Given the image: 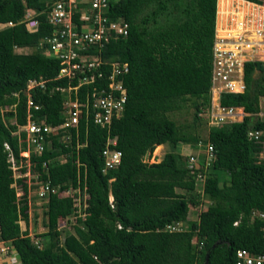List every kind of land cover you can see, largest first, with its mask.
Here are the masks:
<instances>
[{
  "label": "trees",
  "instance_id": "obj_1",
  "mask_svg": "<svg viewBox=\"0 0 264 264\" xmlns=\"http://www.w3.org/2000/svg\"><path fill=\"white\" fill-rule=\"evenodd\" d=\"M50 1L0 0V23H13L0 28V238L13 247L19 264H202L213 244L207 264H234L238 248L264 254L261 221L250 220L252 210L264 208V164L256 163L258 147L247 137L249 130L264 128L253 116L258 97L264 95V61L243 64L242 93L220 96L222 106L241 107L248 115L225 128L208 130L204 139L195 133L199 119L195 114L210 102L216 0H118L110 5L109 16L126 21L127 34L109 40L100 58L127 63L121 76L126 91L122 114L107 129L80 120L76 129L69 128L67 144H56V137L65 134L60 132L50 137V148L29 155L31 184L60 190L72 185L86 191L84 216L60 242L57 219L72 214L74 207L70 198L49 192L43 212L47 230L37 234L46 239L42 246L34 245L20 229L19 218L27 222L26 200L23 197L17 208L8 162V153L18 158L12 133L25 123L28 99L39 107L31 109L34 116L60 124L58 88L77 84L76 78L57 77L59 60L47 56L46 44L40 43L51 30L46 22ZM25 9L36 12L34 32L19 22ZM14 47L35 51L19 54ZM100 70L106 76L109 66ZM30 81L34 85L28 87ZM93 86L104 87L106 80L80 85L78 99L83 100ZM188 101L195 111L193 120L176 124L168 113L181 110ZM108 136L115 137L121 158L103 173L101 150ZM197 141L208 142L213 149L206 170L203 159L192 166L187 159L179 165L171 151L157 162L144 161L161 144ZM59 155L64 161H53ZM198 172L204 176L201 194L208 204L196 220H187L189 206L200 202L193 193ZM225 173L227 182L219 185L218 175ZM176 222H185V228L165 230Z\"/></svg>",
  "mask_w": 264,
  "mask_h": 264
},
{
  "label": "built area",
  "instance_id": "obj_2",
  "mask_svg": "<svg viewBox=\"0 0 264 264\" xmlns=\"http://www.w3.org/2000/svg\"><path fill=\"white\" fill-rule=\"evenodd\" d=\"M222 1L221 9L218 0L215 2L210 58V102L207 108L208 123L215 129L225 123L240 122L248 115L241 107L222 106L220 96L242 93L243 64L248 61H264V0ZM116 2L118 0H51L47 4L46 22L51 30L40 43L46 44L47 56L59 60L57 77L68 80L76 78L77 84L58 88L62 97L63 121L57 125H51L44 118L34 116L31 109L36 110L39 107L31 100H27L25 123L17 125L14 131L18 144V158L8 153L9 168L14 180L11 186L14 189L17 177L30 174V153L39 155L44 149L50 148L51 136H57L60 132L69 133V128L76 129L80 120L84 122L91 120L93 124L107 129L112 120L122 114L126 91L121 76L128 70L127 63L103 61L100 58V51L109 40L127 34L126 21L120 17L111 19L109 16L110 5ZM35 13L33 9H25L19 21L23 23L27 32H34L37 29ZM0 25V28H3L12 26L13 23L8 21ZM102 65L109 66V73L106 76L100 70ZM101 79L106 80V86L100 88L93 86L90 91H85L83 100L78 99L77 91L80 85H90ZM29 83L34 85L33 81ZM253 116L264 123V95L258 97V110ZM247 137L258 147L256 163L264 164V128L249 130ZM114 146L115 137L108 136L101 150L103 173L120 163L121 153ZM200 146L204 147V156L201 159L205 167L214 158L213 149L210 143L197 141L196 147ZM4 147L8 150L7 144H4ZM196 161L192 155L188 156L189 166ZM42 166L45 167V163H42ZM22 168L25 169L24 174L20 173ZM196 177L200 178L203 175L198 172ZM49 192L70 198L74 209L77 207L75 195L80 193L77 186L69 185L60 190L58 186L50 187L45 183L38 185L37 196L43 198ZM108 200L111 203L110 195ZM254 218L261 221L260 231L264 238V208L252 210L250 220ZM165 230L183 228L176 222L166 225ZM13 251L10 243L0 238V258L9 264L12 263ZM234 264H264V254H253L246 249L238 248L234 253Z\"/></svg>",
  "mask_w": 264,
  "mask_h": 264
},
{
  "label": "rangeland",
  "instance_id": "obj_3",
  "mask_svg": "<svg viewBox=\"0 0 264 264\" xmlns=\"http://www.w3.org/2000/svg\"><path fill=\"white\" fill-rule=\"evenodd\" d=\"M220 9L223 7V1H219ZM1 27V25H0ZM19 52V50H15ZM35 51L34 48H26L22 50L23 53H30ZM33 83H29L28 87H31ZM208 111L207 108H203L200 112L195 114L194 108L192 107L190 101H188L185 106L178 111H173L168 113V117L172 119L176 124L184 125L187 123H190L193 118L194 114L199 118L198 119V125L195 128V133L201 138L204 139L206 137V133L210 129H215V127H211L208 123ZM228 121V120H225ZM13 121L11 120V123ZM228 123H225L219 127H226ZM15 133L13 132V135ZM15 136V135H14ZM69 142V133H65L62 136H59L56 138V144L64 143L67 144ZM203 143V142H202ZM171 151L177 156V159L179 161V165H184V160H188V156L192 155L194 157V160H200L204 156V147H196V143L194 142H180L177 143L175 146H172L170 144L164 143L162 144L161 148L158 149L154 154L152 152L144 158V161L147 163H154L160 160L163 153ZM53 161L61 162L64 161V155H59L53 159ZM204 166V163L202 164ZM208 166L204 167V170L207 169ZM20 173L24 174L25 169H20ZM33 177V174L28 175H22L20 178L17 177L16 179V187H15V196H16V205L17 208L22 206L23 204V197H25V205H26V214H27V222L26 224L24 221L19 218L18 224L20 226L21 230H26L28 233V236L31 239V242L35 245H38L39 247L42 246V243H44V238L38 237L37 234L43 233L47 230L46 226V217L44 216L43 212L45 210V203L47 201V195H45L43 198L37 196V190L38 185L31 184L30 178ZM204 177V176H203ZM203 177L196 178V185H194V194H199L198 199L199 203L194 206L193 208H189V211L187 213V220H193L197 217L198 211L203 210L206 205L208 204V201L201 196V184L203 181ZM19 180V181H18ZM20 180H23L25 182L29 181V183H22ZM14 188V187H13ZM26 192L24 196L20 194L22 191ZM77 190H75L76 192ZM180 192V190H177ZM182 192V191H181ZM79 195H75L77 200H75V203H77V207H75L74 212L70 215L65 216L62 219H57L56 226L58 230H60V235L58 236L59 241L61 242L63 239V236L66 233H73V226L77 224V218H82L84 216V208L86 207V200L88 197V194L86 191H82L78 193ZM201 196V197H200ZM192 242L195 243V238L192 239ZM18 261V260H17ZM0 258V264H5ZM7 264L9 262H6Z\"/></svg>",
  "mask_w": 264,
  "mask_h": 264
},
{
  "label": "crops",
  "instance_id": "obj_4",
  "mask_svg": "<svg viewBox=\"0 0 264 264\" xmlns=\"http://www.w3.org/2000/svg\"><path fill=\"white\" fill-rule=\"evenodd\" d=\"M26 48H31V47H14L13 48V51L15 52V53H19V54H26V53H23V52H21L22 50H24V49H26ZM19 50V52H17V51H15V50ZM228 125V124H227ZM161 146H162V144H161ZM226 182H227V173H225V174H223V175H221L220 177H219V175H218V183H219V185H222V184H226ZM202 183H203V181H202ZM195 185H196V183H195ZM201 186H202V184H201ZM201 191H202V187H201ZM199 195V194H198ZM201 196H202V194H200ZM200 196V197H201ZM194 206H189V208H193ZM189 208H188V211H189ZM200 212V210L198 211V213ZM198 215V214H197ZM197 219V217L195 218V219H193V220H196ZM179 225L184 229L185 228V226H186V223L185 222H179ZM193 243V242H192ZM14 259H13V262L12 263H10V264H19V262L17 261V259L15 258V257H13ZM3 263H5V264H7L6 262H3ZM9 264V263H8Z\"/></svg>",
  "mask_w": 264,
  "mask_h": 264
},
{
  "label": "water",
  "instance_id": "obj_5",
  "mask_svg": "<svg viewBox=\"0 0 264 264\" xmlns=\"http://www.w3.org/2000/svg\"><path fill=\"white\" fill-rule=\"evenodd\" d=\"M215 246V244H213L205 253V256H204V260H203V263L202 264H207V259H208V253L210 251V249H212L213 247Z\"/></svg>",
  "mask_w": 264,
  "mask_h": 264
},
{
  "label": "bare ground",
  "instance_id": "obj_6",
  "mask_svg": "<svg viewBox=\"0 0 264 264\" xmlns=\"http://www.w3.org/2000/svg\"><path fill=\"white\" fill-rule=\"evenodd\" d=\"M219 1H220V0H218V5H219ZM219 9H220V6H219Z\"/></svg>",
  "mask_w": 264,
  "mask_h": 264
}]
</instances>
